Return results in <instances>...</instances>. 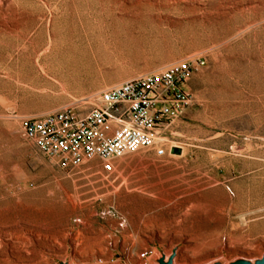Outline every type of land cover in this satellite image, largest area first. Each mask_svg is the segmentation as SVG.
I'll list each match as a JSON object with an SVG mask.
<instances>
[{
	"label": "rangeland",
	"instance_id": "rangeland-1",
	"mask_svg": "<svg viewBox=\"0 0 264 264\" xmlns=\"http://www.w3.org/2000/svg\"><path fill=\"white\" fill-rule=\"evenodd\" d=\"M193 58L165 156L67 170L22 135L25 117ZM145 248L264 255V0H0V264H139Z\"/></svg>",
	"mask_w": 264,
	"mask_h": 264
},
{
	"label": "built area",
	"instance_id": "built-area-1",
	"mask_svg": "<svg viewBox=\"0 0 264 264\" xmlns=\"http://www.w3.org/2000/svg\"><path fill=\"white\" fill-rule=\"evenodd\" d=\"M203 63L199 58L181 60L61 109L25 117L22 135L67 170L96 158L112 170L113 158L144 149L165 156L175 146L169 139L175 124L194 104L187 83ZM157 255L154 248H145L139 264H155Z\"/></svg>",
	"mask_w": 264,
	"mask_h": 264
},
{
	"label": "bare ground",
	"instance_id": "bare-ground-1",
	"mask_svg": "<svg viewBox=\"0 0 264 264\" xmlns=\"http://www.w3.org/2000/svg\"><path fill=\"white\" fill-rule=\"evenodd\" d=\"M61 47H63V45L54 44L53 41L50 40L49 46L44 51V53L46 54L49 51L50 52L43 57V64L55 72L59 70L63 65V63L65 62V56L67 55L65 53H62L63 50H61Z\"/></svg>",
	"mask_w": 264,
	"mask_h": 264
},
{
	"label": "water",
	"instance_id": "water-1",
	"mask_svg": "<svg viewBox=\"0 0 264 264\" xmlns=\"http://www.w3.org/2000/svg\"><path fill=\"white\" fill-rule=\"evenodd\" d=\"M176 250L172 254L167 255L165 252L160 251V253L155 258V264H175ZM62 264H69L66 261H62ZM209 264H224L222 260H215ZM229 264H264V255L260 258L251 260L247 258H237L231 261Z\"/></svg>",
	"mask_w": 264,
	"mask_h": 264
}]
</instances>
